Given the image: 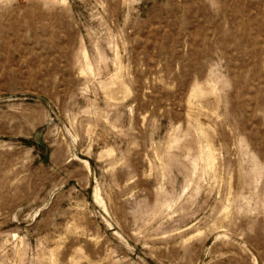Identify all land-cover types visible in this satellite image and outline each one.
Here are the masks:
<instances>
[{"label": "rangeland", "instance_id": "rangeland-1", "mask_svg": "<svg viewBox=\"0 0 264 264\" xmlns=\"http://www.w3.org/2000/svg\"><path fill=\"white\" fill-rule=\"evenodd\" d=\"M0 264H264V0H0Z\"/></svg>", "mask_w": 264, "mask_h": 264}, {"label": "bare ground", "instance_id": "bare-ground-1", "mask_svg": "<svg viewBox=\"0 0 264 264\" xmlns=\"http://www.w3.org/2000/svg\"><path fill=\"white\" fill-rule=\"evenodd\" d=\"M85 54V53H84ZM87 57V56H86ZM86 57H84V58H86ZM106 88V87H105ZM177 145V144H176ZM207 145V144H206ZM205 145V146H206ZM173 147V146H172ZM206 148V147H205ZM210 148V147H209ZM207 154V153H206ZM204 155V154H203ZM209 155H211V154H209ZM208 156V155H207ZM211 157H212V155H211ZM212 160H213V158H211ZM87 162V161H86ZM208 162H209V159H208ZM210 163V162H209ZM211 164V163H210ZM207 166H208V164H207ZM210 167V166H209ZM98 195V194H97ZM95 197L97 198V196L95 195Z\"/></svg>", "mask_w": 264, "mask_h": 264}]
</instances>
